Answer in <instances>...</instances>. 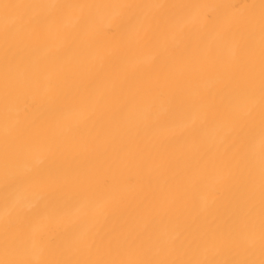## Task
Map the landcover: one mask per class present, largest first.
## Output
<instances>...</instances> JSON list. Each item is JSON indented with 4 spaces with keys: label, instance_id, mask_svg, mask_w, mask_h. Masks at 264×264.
Masks as SVG:
<instances>
[{
    "label": "bare ground",
    "instance_id": "obj_1",
    "mask_svg": "<svg viewBox=\"0 0 264 264\" xmlns=\"http://www.w3.org/2000/svg\"><path fill=\"white\" fill-rule=\"evenodd\" d=\"M0 264H264V0H0Z\"/></svg>",
    "mask_w": 264,
    "mask_h": 264
}]
</instances>
